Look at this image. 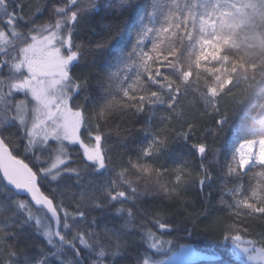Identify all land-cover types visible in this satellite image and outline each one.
Here are the masks:
<instances>
[{
    "label": "snow or ice",
    "instance_id": "6c2138e0",
    "mask_svg": "<svg viewBox=\"0 0 264 264\" xmlns=\"http://www.w3.org/2000/svg\"><path fill=\"white\" fill-rule=\"evenodd\" d=\"M137 7L0 0V264H162L176 231L264 264V0H147L125 41ZM110 47L108 70L77 71ZM253 104L259 130L209 143Z\"/></svg>",
    "mask_w": 264,
    "mask_h": 264
},
{
    "label": "trees",
    "instance_id": "16d2710c",
    "mask_svg": "<svg viewBox=\"0 0 264 264\" xmlns=\"http://www.w3.org/2000/svg\"><path fill=\"white\" fill-rule=\"evenodd\" d=\"M42 2L43 0H32V11L35 12V6ZM146 3L147 0H139V7L135 8L125 15V35L123 37L125 41L132 40L133 28L137 25L139 17L143 14ZM43 18H47L46 14ZM80 36L85 41L98 40L101 38L100 29L99 27H97L95 32H91L89 31L88 27L85 26L82 29ZM113 56L114 50L111 47L106 49L103 53H98L95 56H87L80 63L77 71L82 72L85 75H87L90 71H106L109 69V64L112 61ZM95 86V80H93L92 87ZM258 111V106L256 104H253L250 110L246 111L243 114L242 120L239 118H237L235 121L230 119L229 124L224 126L223 131L220 132L218 137H208L209 143L219 148L225 155H230L233 149L238 146L239 142H241L242 137L248 135L247 131L238 132L239 128L243 127L246 130L260 129V118L257 116ZM206 126L209 128L213 127L211 123H208ZM142 136V133H137L135 136L130 137L128 139V146L131 149H134L136 145L141 141ZM189 143H191V141ZM181 158H189L187 156V146L182 141L173 144L169 152L168 163L171 164L174 161L179 162ZM223 159L224 156L221 157V161H223ZM222 194L223 193L220 189V181H217L216 186H214L211 190V200L216 206L214 210H219L221 208V206L217 202L219 201ZM191 196L197 201H199L200 199L196 190L192 191ZM144 206L151 207V198L147 199V202ZM101 223H110V221L102 219ZM252 226L256 231L264 230V224H261L259 222H254ZM165 238L171 240L172 245H165V251L157 254L156 258L159 260L173 254L183 245H191L195 250L206 253L207 256L185 260L180 264H243V258L233 256L230 248H225L224 246L216 243L213 238L207 237L198 232L193 233L189 237L182 231H176L171 233L170 235H167ZM36 239L40 240L41 237L36 236ZM133 248L135 250L141 248V246L139 244H134ZM131 262L132 256H128L121 261V264H131Z\"/></svg>",
    "mask_w": 264,
    "mask_h": 264
},
{
    "label": "rangeland",
    "instance_id": "374dc122",
    "mask_svg": "<svg viewBox=\"0 0 264 264\" xmlns=\"http://www.w3.org/2000/svg\"><path fill=\"white\" fill-rule=\"evenodd\" d=\"M191 248L192 251L188 252L187 249ZM207 256L206 253L195 250L191 245H183L173 254L160 259L162 264H180L185 260L195 259Z\"/></svg>",
    "mask_w": 264,
    "mask_h": 264
}]
</instances>
